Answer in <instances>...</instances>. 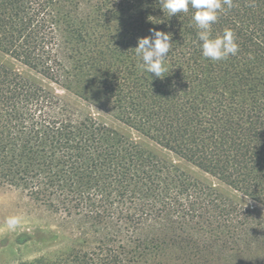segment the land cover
Wrapping results in <instances>:
<instances>
[{"label":"trees","instance_id":"16d2710c","mask_svg":"<svg viewBox=\"0 0 264 264\" xmlns=\"http://www.w3.org/2000/svg\"><path fill=\"white\" fill-rule=\"evenodd\" d=\"M159 6L0 0V51L264 205V0H233L218 15L212 35L230 29L239 45L222 61L202 56L191 8L167 17ZM150 29L171 34L163 78L135 56ZM0 185L79 222L81 241L19 264H178L168 249H240L254 218L3 62Z\"/></svg>","mask_w":264,"mask_h":264},{"label":"rangeland","instance_id":"374dc122","mask_svg":"<svg viewBox=\"0 0 264 264\" xmlns=\"http://www.w3.org/2000/svg\"><path fill=\"white\" fill-rule=\"evenodd\" d=\"M0 62L49 87L60 97H65L82 106L93 117L128 135L134 141L143 143L174 165L237 200L254 215L252 223L246 226L248 233L241 237V247H238L240 249L226 246L213 248L208 252H197L193 249L189 251L188 249L191 248L180 245V248L168 249L166 256L171 259L176 258L178 264L189 259L195 262L199 259L203 262L205 260L206 264H264L263 204L222 183L191 162L179 158L173 152L141 135L123 123L111 111L99 109L82 100L2 51H0ZM13 217L17 218L18 222L14 227H10L6 221ZM79 231L78 221L53 212L31 199L19 188L0 185V264H19L24 260H32L38 256L50 255L59 249H65L68 247V242L82 240L76 237L79 236ZM189 264L192 263L189 262Z\"/></svg>","mask_w":264,"mask_h":264},{"label":"clouds","instance_id":"9594fccd","mask_svg":"<svg viewBox=\"0 0 264 264\" xmlns=\"http://www.w3.org/2000/svg\"><path fill=\"white\" fill-rule=\"evenodd\" d=\"M159 7L168 16L187 13L193 10L192 19L199 29L197 39L200 43L202 56L211 61H222L238 53L239 45L234 33L225 29L221 35H212V26L217 22L218 15L233 7V0H159ZM150 35L139 37L134 48L139 60V67L147 73L163 78L166 73L164 60L172 48L171 34L158 29H150ZM17 218H9L6 223L10 227L17 224Z\"/></svg>","mask_w":264,"mask_h":264}]
</instances>
